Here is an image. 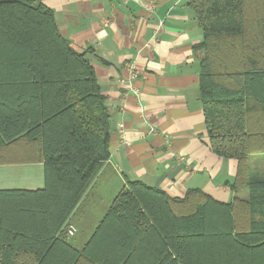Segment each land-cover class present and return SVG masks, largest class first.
Returning <instances> with one entry per match:
<instances>
[{
	"label": "trees",
	"instance_id": "1",
	"mask_svg": "<svg viewBox=\"0 0 264 264\" xmlns=\"http://www.w3.org/2000/svg\"><path fill=\"white\" fill-rule=\"evenodd\" d=\"M203 37L198 95L211 150L237 162L231 200L127 179L85 241L72 215L109 158L110 113L85 52L40 0H0V164L43 186L0 188V264H264V0H186ZM246 189V195L239 194Z\"/></svg>",
	"mask_w": 264,
	"mask_h": 264
},
{
	"label": "crops",
	"instance_id": "2",
	"mask_svg": "<svg viewBox=\"0 0 264 264\" xmlns=\"http://www.w3.org/2000/svg\"><path fill=\"white\" fill-rule=\"evenodd\" d=\"M40 1L52 10L60 33L85 52L110 113L109 158L71 218L83 242L127 179L172 197L194 189L230 201L237 162L209 146L198 95L203 51L193 47L203 33L186 0ZM248 164L264 177V151ZM41 177V162L0 164V188H39Z\"/></svg>",
	"mask_w": 264,
	"mask_h": 264
},
{
	"label": "rangeland",
	"instance_id": "3",
	"mask_svg": "<svg viewBox=\"0 0 264 264\" xmlns=\"http://www.w3.org/2000/svg\"><path fill=\"white\" fill-rule=\"evenodd\" d=\"M2 168H4V167H2ZM3 170V169H2ZM5 173H6V171H5ZM42 178V182L41 183H43V181H44V179H43V177H41ZM73 222H74V220L73 221H70L69 222V227L67 228V234H68V236L70 237L73 233L74 234H78L79 233V231H80V227L78 228V231L76 230V226L73 224ZM78 225H79V223H78ZM90 225V224H89ZM80 226V225H79ZM69 228H73V230H69ZM76 230V231H75ZM75 236H73V243H75L77 246L78 245H81V243L83 242V236H81L80 235V233L74 238Z\"/></svg>",
	"mask_w": 264,
	"mask_h": 264
},
{
	"label": "built area",
	"instance_id": "4",
	"mask_svg": "<svg viewBox=\"0 0 264 264\" xmlns=\"http://www.w3.org/2000/svg\"><path fill=\"white\" fill-rule=\"evenodd\" d=\"M107 24H108V20H105V21H104V25H107ZM128 69H129V71H130V76L133 77V78H135V77H136V71L133 70L132 66H130ZM130 86H131V90H132V92L135 94V96L138 97V96H139L138 89H137L134 85H131V84H130ZM150 131H151V132H154L155 129H154V128H151Z\"/></svg>",
	"mask_w": 264,
	"mask_h": 264
}]
</instances>
